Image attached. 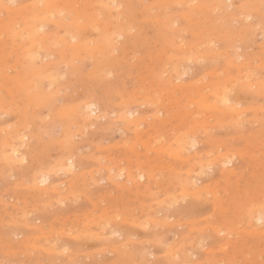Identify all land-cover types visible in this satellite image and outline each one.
Returning <instances> with one entry per match:
<instances>
[{"label":"rangeland","instance_id":"1","mask_svg":"<svg viewBox=\"0 0 264 264\" xmlns=\"http://www.w3.org/2000/svg\"><path fill=\"white\" fill-rule=\"evenodd\" d=\"M0 108V264H264V0H2Z\"/></svg>","mask_w":264,"mask_h":264},{"label":"bare ground","instance_id":"2","mask_svg":"<svg viewBox=\"0 0 264 264\" xmlns=\"http://www.w3.org/2000/svg\"><path fill=\"white\" fill-rule=\"evenodd\" d=\"M35 1H36V0H35ZM37 1H39V0H37ZM46 1H47V0H46ZM51 1H52V0H51ZM112 1H113V0H112ZM184 1H185V0H184ZM191 1H193V0H191ZM71 2H72V1H71ZM75 2H76V1H75ZM1 3H2V0H0V4H1ZM33 3H34V0H33ZM64 3H65V2H64ZM64 3H63V4H64ZM177 3H178V2H177ZM184 3H185V2H184ZM187 3H188V2H187ZM74 4H75V3H74ZM99 4H100V3H99ZM101 4H102V3H101ZM165 4H166V3H165ZM31 5H32V3H31ZM35 5H38V4H35ZM103 5H104V4H103ZM143 5H144V4H143ZM145 5H146V4H145ZM20 6H21V5H20ZM32 6H34V5H32ZM32 6H31V7H32ZM46 6H47L46 8H45L44 6H42V7L45 8V11H44V12H45L46 14H48V13L50 14V12H52V10H51V5L46 4ZM68 6H69V5H67V7H68ZM118 6H119V5H118ZM213 6H214V5H213ZM36 7H37V6H36ZM219 7H220V6H219ZM32 8H33V7H32ZM150 9H152V8H150ZM6 10H9V9L6 8ZM15 10H16V9H15ZM53 10H54V9H53ZM55 10H56V9H55ZM59 10H60V9H59ZM211 10H212V9H211ZM257 10H258V9H257ZM37 11H38V10H37ZM60 11H61V10H60ZM32 12H33V11H32ZM38 12H39V11H38ZM35 13H36V12H35ZM31 15H32V14H31ZM110 15H111V14H110ZM43 16H44V15H43ZM118 16H119V15H118ZM240 16H241V15H240ZM38 17H39V15H34V17L31 18L32 21H34L33 23H35L36 21H38ZM45 17H46V16H45ZM62 17H63V16H62ZM107 17L110 18L109 15H107ZM11 18H12V17H11ZM77 18L79 19V17H75V21H74V23L76 22V19H77ZM105 18H106V17H105ZM246 18H247V17H246ZM39 19H40V17H39ZM41 19L43 20L44 18H41ZM41 19H40V20H41ZM244 19H245V18H244ZM10 20H11V19H10ZM46 20L48 21V19H46ZM89 20H91V19H89ZM107 20H108V19H107ZM107 20H106V21H107ZM117 20H118V19H116V22L118 23ZM50 21H51V23H52L53 20L51 19V20H49V22H50ZM58 21H60V20H58ZM91 21H92V20H91ZM44 22H45V21H44ZM55 22H56V21H55ZM70 22H71V21H70ZM102 22H103V21H102ZM116 22H115V23H116ZM15 23H16V22H15ZM56 23H57V22H56ZM77 23H78V22H76L75 24H76V25H79V23H78V24H77ZM106 23H108V22H106ZM106 23H105V25H106ZM70 24H71V23H70ZM85 24H86V23H85ZM94 24H95V23H94ZM28 25H30V24H28ZM33 25H35V24H33ZM54 25H55V24H54ZM56 25H57V24H56ZM56 25H55V26H56ZM82 25H84V24H82ZM108 25H109V24H108ZM8 26H9V24H8ZM31 26H32V25H30V28H31ZM35 26H36V25H35ZM91 26L93 27V25H91ZM117 26H118V25H117ZM117 26H116V27H117ZM25 27H26V26H25ZM25 27H24V29H25ZM33 27H34V26H33ZM44 27H45V26H44ZM44 27H43V28H44ZM56 27H57V26H56ZM89 27H90V24H89ZM109 27H110V26H109ZM27 28L29 29L28 26H27ZM27 28H26V29H27ZM59 28H61V27H59ZM95 28H98V27H95ZM114 28H115V25H114L113 29H114ZM22 29H23V28H21L20 31H22ZM41 29H42V25L36 26V28L34 27V28L30 29V30H31V31H30L31 34H28V35H31V36H33V37L35 36V37L37 38V43H39V41H40V40L38 41V38H39V39L42 38V40H43V38H44L43 35L41 36V35L39 34V33L41 32V31H40ZM91 29H92V28H91ZM109 29H110V28H109ZM116 29H118V28H116ZM119 29H120V28H119ZM74 30H75V29H74ZM128 30H129V28H128ZM131 30H132V29H131ZM26 31L28 32L29 30H26ZM39 31H40V32H39ZM49 31H51V30H48V31L46 32L45 36L47 35V33H48ZM54 31H55V30H54ZM103 31H107V30H103ZM114 31H116V30H114ZM114 31H112V32H114ZM118 31H119V30H118ZM125 31H126V30H125ZM23 32H24V30H23ZM38 32H39V33H38ZM15 33H16V30L14 31V34H15ZM17 33H18V32H17ZM42 33H43V32H42ZM53 33H54V32H53ZM69 33H70V31H69ZM99 33H100V32H99ZM104 33H105V32H103V34H104ZM240 33H241V32H240ZM14 34H13V35H14ZM48 34H51V33L49 32ZM56 34H57V32H56ZM111 34H112V33H111ZM15 35H16V34H15ZM28 35H27V36H28ZM105 35H106V34H105ZM114 35H115V34H114ZM120 35H121V33H120ZM219 35H220V34H219ZM252 35H253V34H252ZM17 36H18V35H17ZM27 36H26V37H27ZM31 36H30V38H31V40H32V37H31ZM48 36H49V35H48ZM51 36L53 37L54 34H53V35L51 34ZM110 36H111V35H110ZM118 36H119V35L117 34V37H118ZM99 37H100V36H99ZM99 37H98V38H99ZM103 37H104V36H103ZM27 38H28V37H27ZM46 38H47V36H46ZM49 38H50V36H49ZM54 38H55V37H54ZM61 38H63V40H64L65 43H66L67 39H64L63 36H61ZM61 38H59V39H61ZM104 38H105V37H104ZM110 38H111V37H110ZM235 38H236V37H235ZM72 39H73V38H72ZM34 40H35V39H34ZM44 40H45V39H44ZM44 40H43V42H44ZM50 40H51V42H56V41H52L51 38H50ZM50 40H49V41H50ZM53 40H55V39H53ZM56 40H58V36H57V35H56ZM61 40H62V39H61ZM61 40H58V41H61ZM106 40H108V38H107ZM106 40H105V41H106ZM234 40H235V39H234ZM27 41H28V39H27ZM27 41H25V43H27ZM45 41H46V40H45ZM58 41H57V42H58ZM85 41H86V40H85ZM87 41H88V40H87ZM103 41H104V40H103ZM30 42H31V41H28L29 44L34 43V42H31V43H30ZM57 42H56V43H57ZM77 42H78V41H77ZM83 42H84V41H83ZM106 42H107V41H106ZM108 42H109V40H108ZM23 43H24V42H23ZM35 43H36V40H35ZM35 43H34V44H35ZM59 43H60V42H59ZM63 43H64V42H63ZM67 43H68V42H67ZM34 44H33V46L37 48V44H35L36 46H35ZM52 44H53V43H52ZM68 44H69V43H68ZM79 44H81V43H79ZM100 44H102V43H100ZM100 44H99V45H100ZM108 44H109V43H108ZM26 45H27V44H26ZM31 45H32V44H31ZM31 45H30V46H31ZM41 45H43V44H42V41H41ZM45 45H46V44H45ZM49 45H50V44H49ZM49 45H46V46H49ZM54 45H55V44H53V46H54ZM60 45H61L60 47L62 48V42L60 43ZM69 45H70V44H69ZM69 45H68V47H69ZM84 45H85V43H84ZM102 45H103V44H102ZM113 45H114V44H113ZM18 46H19V45H17V47H18ZM33 46H31V47H33ZM70 46H71V45H70ZM76 46H77V44H76ZM76 46H71V47H76ZM189 46H190V45H189ZM189 46H187V49H188V50L190 49ZM22 47H23V46H22ZM22 47H21V48H22ZM25 47H26V46H25ZM27 47H29V45H28ZM27 47H26V48H27ZM60 47H59V48H60ZM68 47H64V45H63V48H65V50H66V48L68 49ZM77 47H78V46H77ZM196 47H197V46H196ZM29 48H30V47H29ZM40 48H41V47H40ZM95 48H96V47H95ZM95 48H94V50H95ZM101 48H102V47H101ZM181 48H183V47H181ZM41 49H42V48H41ZM92 49H93V48H92ZM97 49H100V48H97ZM36 50H37V49H36ZM61 50H62V49H61ZM227 50H228V49H227ZM57 51H60V50L58 49ZM62 51H63V50H62ZM92 51H93V50H92ZM92 51H91V53H92ZM96 51H97V50H96ZM98 51H99V50H98ZM101 51H102V50H101ZM37 52H38V51H37ZM64 52H65V51H64ZM73 52H74V51H73ZM75 52H76V51H75ZM79 52H80V51H79ZM59 53H60V52H59ZM62 53H63V52H62ZM62 53H60V54H62ZM76 53H77V52H76ZM220 53H221V52H220ZM24 54H26V50H25V53H24ZM34 54H35V53H34ZM36 54H38V53H36ZM69 54H70V53H69ZM72 55H73V54H72ZM72 55H71V56H72ZM112 55H113V54H112ZM22 56H23V55H22ZM28 56H29V55H27V57H28ZM32 56H33V54H32ZM61 56H62V55H61ZM71 56H70V57H71ZM73 56H74V55H73ZM93 56H95V55L93 54L92 57H93ZM23 57H25V55H24ZM33 57H34L33 59H35V56H33ZM36 57H38V56H36ZM64 57H67V55H64ZM70 57H69V58H70ZM95 57H96V56H95ZM194 57H196V56H194ZM194 57H193V59H194ZM29 58H30V57H29ZM29 58H28V59H29ZM58 58H60V56H59ZM62 58H63V56H62ZM79 58H80V57H79ZM237 58H238V57H237ZM19 59H20V58H19ZM36 59H37V58H36ZM70 59H71V58H70ZM72 59H73V58H72ZM72 59H71V60H72ZM235 60H236V59H235ZM31 61H32V57H31ZM72 61H73V60H72ZM72 61H70V62H72ZM28 62H29V61H28ZM28 62H27V64H28ZM32 62H33L34 65H35V62H34V61H32ZM72 63H73V62H72ZM243 63H244V62H243ZM246 63H247V62H246ZM248 63H249V62H248ZM27 64H26V65H27ZM73 64H74V63H73ZM231 65H232V64H231ZM255 65H257V64H255ZM27 66L29 67V65H27ZM97 66H98V65H97ZM237 66H238V65H237ZM39 69H40V68H39ZM41 69H42V68H41ZM262 69H263V68H262ZM179 70H180V69H179ZM179 70L177 69V71H179ZM237 70H238V69H237ZM90 73H91V72H90ZM175 73H177V72L175 71ZM244 73H245V72H244ZM3 74H4V73H3ZM31 74H32V73H31ZM163 74H164V73H163ZM211 74H212V73H211ZM211 74H209V75H211ZM44 75H45V74H44ZM99 76H100V75H99ZM241 76H242V75H241ZM243 76H244V75H243ZM239 77H240V76H239ZM161 78H162V77H161ZM14 80H16V79H14ZM173 81H174V80H173ZM14 83H15V81H14ZM230 83H232V82H230ZM176 84H177V83H176ZM176 84H175V85H176ZM24 88H25V87H24ZM224 88L228 89V88L225 86V87L222 88V90H223ZM25 89H26V88H25ZM33 93H34V92H33ZM35 93H36V92H35ZM219 94H221V93L219 92ZM28 95H29V94H28ZM43 96H44V94H43ZM204 96H205V95H204ZM221 96H222V94H221ZM216 97H219L218 94L216 95ZM224 100H225V99H224V98H221V97L218 99V101H221V102H225ZM193 101H194V100H193ZM201 101H202V99H201ZM198 102H199V101H198ZM207 103H208V102H207ZM199 104H200V102H199L197 105H199ZM201 104H203V103H201ZM204 104H206V102H205ZM204 104H203V107H204V106H207V105H204ZM212 105H213V104H212ZM201 106H202V105H201ZM209 106H210V105H209ZM215 106H216V105H215ZM212 107L214 108V106H211V108H212ZM86 108H87V109L91 108V104L87 105ZM207 108H208V106H207ZM215 108H216V107H215ZM229 108H231V106H230ZM0 109H1V108H0ZM155 109H156V108H155ZM231 109H233V108H231ZM230 113H231V112H230ZM123 116H124V115H123ZM142 117H143V116H142ZM150 117H151V116H150ZM35 118H36V117H35ZM74 118H75V117H74ZM136 118H137V117H136ZM145 119H146V117H145ZM65 122H66V121H65ZM68 122H69V121H68ZM214 123H215V122H214ZM212 124H213V123H212ZM203 125H205V124H203ZM207 125H208V124H207ZM62 127H63V126H62ZM200 127H201V126H200ZM21 128H22V127H21ZM2 129H3V128H2ZM64 129H65V127H64ZM64 129H63V131H64ZM15 131H16V130H15ZM136 133H137V132H136ZM136 135H138V134H136ZM139 135H140V134H139ZM5 136H6V135H5ZM7 137L9 138V136H7ZM4 138H5V137H4ZM176 138H177V137H176ZM19 139H20V137H19ZM21 139H22V138H21ZM0 140H1V139H0ZM8 140H9V139H8ZM186 140H187V139H186ZM0 142H2V140H1ZM182 142H183V141H182ZM186 142H187V141H186ZM186 142H185V143H186ZM194 142H195V141H194ZM3 143H5V142H3ZM21 143H22V142H21ZM178 143H181V142H178ZM191 143H192V142H191ZM182 144H183V143H182ZM193 144H194V143H193ZM194 145H195V144H194ZM3 146H4V145H3ZM177 148H178V149L176 150V152L179 153V152L182 150V149H181V144L178 145ZM160 149H161V148H160ZM160 149H159V150H160ZM9 151H10V150H9ZM12 152L15 153L16 151L13 149ZM2 154H3V153H2ZM18 156H20V155H18ZM170 156H171V154H170ZM4 157H6V156H4ZM7 157H8V156H7ZM2 158H3V156H2ZM2 158H0V162H2V161H1ZM14 158H15V157H14ZM186 158H187V157H186ZM8 159H9V157H8ZM4 160H5V159H4ZM6 160H7V159H6ZM12 160H13V159H12ZM10 161H11V160H10ZM16 161H19V160L17 159V160H15V162H16ZM3 163H4V162H3ZM6 163H7V162H6ZM9 163H10V162H9ZM13 163H14V162H13ZM17 163H20V162H17ZM21 163H22V162H21ZM223 163H227V164H228V163H230V160H225V161H223ZM4 164H5V163H4ZM4 164H3V165H4ZM60 164H62V163H60ZM5 165L7 166V164H5ZM56 168H57V167H56ZM74 168H75V167H74V164H73L72 160H71V159H66V163H64V164L62 165L61 168H57V169H59V171H60L61 173L65 174V173H67V172L73 170ZM9 169H11V168H9ZM11 170H12V169H11ZM127 171H128V170H127ZM127 173H129V172H127ZM143 173H144V172H143ZM228 173H229V172H228ZM52 174H53V173H52ZM71 174H72V173H71ZM122 175H124V172H123L122 170L118 171V173L116 174L117 177H122ZM143 175H144V177H146L145 174H143ZM146 175H147V174H146ZM226 175H227V174H226ZM124 177H125V175H124ZM124 177H123V178H124ZM48 178H49V174H48V173H46V174L42 173V174L39 175V177H38L37 180H38V183H39V184H44V183L47 182V179H48ZM31 179H32V178H31ZM31 179H30V180H31ZM127 181L130 182V183H132V180H131L130 178H128ZM33 183H34V182H33ZM123 183H124V182H123ZM134 183H135V182H134ZM36 186H38V185L36 184ZM53 188H54V187H53ZM196 188H198V187H196ZM209 188H210V187H209ZM52 190H53V189H52ZM65 195H66V194H65ZM191 195H192V194H191ZM189 196H190V195H189ZM65 199H66V198H65ZM56 200H57V199H56ZM53 201H54V200H53ZM56 203H58V202L56 201ZM5 207H6V206H5ZM250 207H251V206H250ZM220 214H221V213H220ZM263 217H264V216H262V215L260 214V215H258V216L255 218V220H256L257 222H262V218H263ZM249 218H250V217H249ZM249 222H250V220H249ZM25 226H26V225H25ZM38 232H39V231H38ZM14 237H15V236H14Z\"/></svg>","mask_w":264,"mask_h":264}]
</instances>
